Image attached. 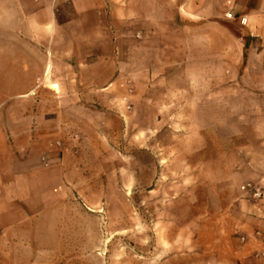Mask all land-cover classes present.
Listing matches in <instances>:
<instances>
[{
	"label": "crops",
	"instance_id": "1",
	"mask_svg": "<svg viewBox=\"0 0 264 264\" xmlns=\"http://www.w3.org/2000/svg\"><path fill=\"white\" fill-rule=\"evenodd\" d=\"M203 6L206 0H0V239L18 238L32 221L61 223L74 205L69 192L86 179L117 184L124 174L126 192L160 184L165 169L159 155L143 151L147 134L123 168L110 161L116 153L89 143L103 147L104 136L117 133L111 123L131 137L133 90H150L141 80L150 78L149 64L165 61L166 39L180 61L183 16ZM121 77L125 89L114 90ZM141 100L149 109V98ZM260 185L264 196V178ZM244 193L195 214L205 225L194 253L174 264H264V198Z\"/></svg>",
	"mask_w": 264,
	"mask_h": 264
},
{
	"label": "rangeland",
	"instance_id": "2",
	"mask_svg": "<svg viewBox=\"0 0 264 264\" xmlns=\"http://www.w3.org/2000/svg\"><path fill=\"white\" fill-rule=\"evenodd\" d=\"M206 4L183 16L180 61L172 60L166 39L165 61L149 64L150 78L141 80L149 94L133 90L131 137L111 123L117 133L104 136L103 147L89 143V150L116 153L110 161L123 168L124 156L140 152L147 134L143 151L159 155L165 169L160 184L126 192L121 187L130 178L124 174L117 184L86 179L69 192L74 205L61 223L32 221L18 238L0 239V264H174L194 253V237L205 225L195 214L220 210L226 200L244 195V186H261L264 0ZM118 81L121 88L114 90H124L127 80ZM147 97L149 109L141 100ZM131 178L141 184L140 174Z\"/></svg>",
	"mask_w": 264,
	"mask_h": 264
},
{
	"label": "built area",
	"instance_id": "3",
	"mask_svg": "<svg viewBox=\"0 0 264 264\" xmlns=\"http://www.w3.org/2000/svg\"><path fill=\"white\" fill-rule=\"evenodd\" d=\"M73 138L74 139H77L78 136L77 135H74ZM44 161H45V159H44ZM242 190L245 191V192H247V193H250L252 195V197L255 198V199H261L262 196H263V193H262L261 188L256 187V186H253V185L244 186L242 188ZM263 256H264V254H263Z\"/></svg>",
	"mask_w": 264,
	"mask_h": 264
}]
</instances>
